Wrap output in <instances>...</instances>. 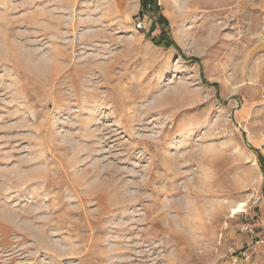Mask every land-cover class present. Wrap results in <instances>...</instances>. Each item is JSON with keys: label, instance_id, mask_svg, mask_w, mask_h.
<instances>
[{"label": "rangeland", "instance_id": "rangeland-1", "mask_svg": "<svg viewBox=\"0 0 264 264\" xmlns=\"http://www.w3.org/2000/svg\"><path fill=\"white\" fill-rule=\"evenodd\" d=\"M140 1L0 0V264H264V0Z\"/></svg>", "mask_w": 264, "mask_h": 264}, {"label": "trees", "instance_id": "trees-1", "mask_svg": "<svg viewBox=\"0 0 264 264\" xmlns=\"http://www.w3.org/2000/svg\"><path fill=\"white\" fill-rule=\"evenodd\" d=\"M140 8L141 11L138 14L139 19H141L146 12H157V5L154 0L148 1V0H141L140 1ZM154 23L160 27L161 29V34L157 38L151 39L152 43L159 48H163L164 50H167L171 47L176 49L175 43L172 41V39L169 37L168 32L165 31L167 28V21L162 17L158 16L155 20ZM149 37V36H148ZM177 50V49H176ZM178 51V50H177ZM213 88L216 89V86H212ZM254 152L258 153V151L253 150ZM259 154V153H258ZM258 162L262 171V176H263V184H262V190L261 194L264 199V162L263 158L261 156H258Z\"/></svg>", "mask_w": 264, "mask_h": 264}, {"label": "built area", "instance_id": "built-area-1", "mask_svg": "<svg viewBox=\"0 0 264 264\" xmlns=\"http://www.w3.org/2000/svg\"><path fill=\"white\" fill-rule=\"evenodd\" d=\"M137 30H142L144 28V24L141 22H138L136 25ZM261 202H263V198L261 195H256L255 197L251 196L249 198L248 203L252 206H258ZM247 217L249 214H245ZM239 231L243 234L248 235L250 238H253L256 236V225L253 222V220L246 221L245 223H242L239 227Z\"/></svg>", "mask_w": 264, "mask_h": 264}, {"label": "crops", "instance_id": "crops-1", "mask_svg": "<svg viewBox=\"0 0 264 264\" xmlns=\"http://www.w3.org/2000/svg\"><path fill=\"white\" fill-rule=\"evenodd\" d=\"M262 205L263 208H261V204L258 206L259 208L257 209V213L260 219V227L262 230V234L264 235V202L262 203Z\"/></svg>", "mask_w": 264, "mask_h": 264}, {"label": "bare ground", "instance_id": "bare-ground-1", "mask_svg": "<svg viewBox=\"0 0 264 264\" xmlns=\"http://www.w3.org/2000/svg\"><path fill=\"white\" fill-rule=\"evenodd\" d=\"M208 1H210V0H189L188 1V3L189 4H191V5H194V4H196V3H198V4H204V3H206V2H208ZM211 1H218V0H211ZM205 6V5H204Z\"/></svg>", "mask_w": 264, "mask_h": 264}]
</instances>
